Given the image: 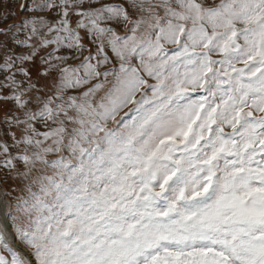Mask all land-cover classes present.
Wrapping results in <instances>:
<instances>
[{
    "label": "snow or ice",
    "instance_id": "1",
    "mask_svg": "<svg viewBox=\"0 0 264 264\" xmlns=\"http://www.w3.org/2000/svg\"><path fill=\"white\" fill-rule=\"evenodd\" d=\"M20 8L0 15V264H264V0Z\"/></svg>",
    "mask_w": 264,
    "mask_h": 264
},
{
    "label": "rangeland",
    "instance_id": "2",
    "mask_svg": "<svg viewBox=\"0 0 264 264\" xmlns=\"http://www.w3.org/2000/svg\"><path fill=\"white\" fill-rule=\"evenodd\" d=\"M24 0H3V3H0V15L7 14L9 12L14 13V15H10L8 17V20L5 22L6 24H15L18 23L20 20L23 18L31 15L30 13L21 11L20 5L23 3ZM109 2H113V0H109ZM218 2V0H217ZM37 15H46L48 18L55 20L56 17H54L52 12L49 13H37ZM73 20H75V17H73ZM118 31L123 32V29H118ZM166 47L172 48L173 46L171 45H166ZM26 49L19 48L17 49V52H26ZM39 55H43V53H39ZM133 63H137L136 60H133ZM31 74H32V79L36 80L38 77V71L40 69V62L39 59L37 58L34 62L30 63L29 65ZM17 79H21V77H17ZM126 111V110H125Z\"/></svg>",
    "mask_w": 264,
    "mask_h": 264
}]
</instances>
